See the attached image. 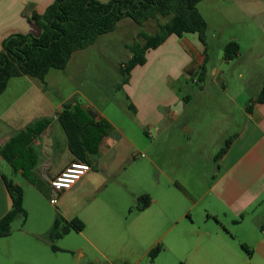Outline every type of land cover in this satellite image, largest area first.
Returning a JSON list of instances; mask_svg holds the SVG:
<instances>
[{
	"label": "crops",
	"instance_id": "1",
	"mask_svg": "<svg viewBox=\"0 0 264 264\" xmlns=\"http://www.w3.org/2000/svg\"><path fill=\"white\" fill-rule=\"evenodd\" d=\"M54 1L0 0V51L3 40L11 34L39 37L42 30L31 20V14H44ZM228 2L231 4L226 8L229 15L235 12L247 14L262 24L263 0ZM122 22L125 28L136 24L128 19L119 24ZM226 44L218 58L222 63L230 64L234 59H225ZM207 52L208 48L197 34H186L181 38L171 35L158 48L147 52L146 63L136 66L129 76V82L124 85L135 112L133 122L154 129L158 136L163 140L167 138V141L175 138L170 130L171 125L183 122L176 144L164 148H144L146 155L139 151L131 135L114 121L102 114L95 116L96 120L104 118L109 121L113 131L104 137L97 153L87 156L91 171L71 189L58 195L56 213L39 211L41 224L34 231L24 229L25 234H34L35 241L49 245L46 234L58 213L68 221L77 218L84 223L83 231H72L66 235L74 236L58 246L61 251L47 253L42 263L157 264L169 246L173 247V257L166 264H264V103H256L257 92L262 90L264 81L259 82L251 93L250 82H247L249 67H242L244 70L236 75L237 80H232V83L221 81L225 71L216 65H208ZM241 54L240 48L235 60L240 59ZM131 56L129 50V58ZM203 67L206 77L202 81L200 72ZM177 83L182 85L179 88L181 91L184 88L189 93L183 96V91L175 87ZM33 86L39 94L44 92L37 84ZM219 91L224 97H220ZM251 94L253 99H250ZM249 100L252 103L247 104ZM68 103L79 105L76 101ZM63 105L55 104L46 96L21 98L18 107L9 112L6 110L5 117L0 118V148L22 132H32L27 147L34 150L36 157L32 182L23 176L21 170L16 173L22 177L24 185L14 182L24 189V204L27 186L36 189L38 194H34V197L38 204L44 203L45 197L52 199L55 193L50 185L51 180L70 163L79 161L71 153L58 120ZM208 110H212V113L203 127L191 120L199 117L198 111L204 113ZM16 122L19 127L14 129L12 125L15 126ZM189 136L199 137L197 148H193L191 138L189 145L182 143V137ZM228 138L232 139L228 151L215 160ZM42 139L46 144L41 143ZM169 151L187 154V159L178 161V165L187 163L191 168L196 166L200 170L201 164L206 162L217 169L213 181L201 196L186 193L196 205L201 202L205 205L202 224L199 223L198 227L191 226L195 219L186 202L180 200L179 207H171L169 189L164 188L160 180L156 196L149 192L130 193L134 201L142 194L152 197L151 206L144 211L133 210L129 213L130 199L116 192V188L128 186L122 180H127L129 172L134 174V160L139 159L136 153L143 154L148 162L164 173V167L157 163L160 159L158 155ZM2 161L9 165L0 154V165ZM1 172L9 177L3 170ZM198 180L202 178L199 176ZM12 204L6 183L0 177V219L11 210ZM125 215L130 218L124 219ZM186 219L193 224L176 230L179 223ZM170 233H174V236L167 241ZM162 243L165 244L162 245V252L151 261L149 252ZM7 244V249L20 252V242ZM243 244L250 253L242 247ZM59 253H66L71 258L59 256Z\"/></svg>",
	"mask_w": 264,
	"mask_h": 264
},
{
	"label": "rangeland",
	"instance_id": "2",
	"mask_svg": "<svg viewBox=\"0 0 264 264\" xmlns=\"http://www.w3.org/2000/svg\"><path fill=\"white\" fill-rule=\"evenodd\" d=\"M99 1L108 2L109 0ZM229 5L231 4L228 0H204L198 4L199 11L209 23L207 32L208 65H216L223 68L225 75L221 81L227 83L237 80L236 75L241 70H244L242 67H249V75L247 73L249 80L247 82H250V92L252 93V90L257 87L259 82L264 81V14L262 16V24H260L256 18L247 14L235 12L234 15H229L226 12V8ZM167 20L168 18L164 17L149 20L142 28L136 24H133L130 28H125L123 22L118 24L113 32L100 36L92 45L75 52L65 69L50 70L46 76L45 83H41L39 79L27 76L11 79L7 90L0 97V118L2 119V116L5 117L6 110L9 112L14 107H18L21 98L46 96L51 98L55 104H66L76 101L81 107H86L87 111L94 117L100 114L107 116L129 133L137 148H140L139 151L146 155L144 148H164L176 144L177 134L183 122L178 121L174 123V126L171 125L170 130L175 134V138L167 141V138L163 140L161 136H158L157 131L154 129L144 128L132 121L135 112L130 108L131 102L124 89V85L129 80L125 83L124 76L120 71L121 66L129 60V46L135 43H145V40L140 36V31L143 30L148 34H154L159 29V24L165 23ZM231 40H236L240 44L241 57L240 59H234L230 64L222 63L218 55L223 53V45ZM33 82L43 88L44 92L42 94L36 92L37 88L33 86ZM175 85L177 89L182 87L180 83ZM180 89L179 91H181ZM182 91L183 96L189 93L188 89L183 88ZM233 91H230V93L232 94ZM260 92L261 90L259 89L257 95ZM219 93L220 97H224L221 91ZM250 96V99H253L252 94ZM250 102L252 103V100H249L247 104ZM210 113H212V110L204 113L198 111L199 117L191 120L195 121L194 123L199 125V127H203V124L209 121ZM15 116L17 117V115ZM12 127L16 129L19 124L16 122L15 126L12 125ZM192 127H194L193 124ZM189 138L193 141V148H197L200 143V139L197 136L182 137V143L186 146L189 145ZM41 143L46 144L43 139ZM158 157L160 159L157 160V163L160 167H164V173L148 162L145 156L139 157V159L134 160L135 164L132 167L134 174L129 172L128 174L130 175L129 177L127 175V180L124 178L122 180L128 186L116 188V192H120L130 199L131 206L127 207L130 213L131 208L136 205V200H132L130 193L149 192L156 196L157 184L160 180L161 185L169 189V200L172 208L179 207L180 200H182L183 203L186 202V207L192 209L191 213L194 216L195 223L191 226L196 227L201 223L204 216L205 205L203 202L196 205L194 200L190 199L187 194L191 193L197 197L201 196L213 181L214 176L217 174V169L212 168L211 163L206 162L202 163L203 168L201 164L200 170L196 166L194 167L195 169L191 168L187 163L178 165V161L181 162L183 159H187V154H179L174 151H169L163 155L159 154ZM0 169L14 182L20 185L23 183L22 177L5 161H2ZM199 176L202 178L201 181L198 180ZM34 194L36 196L38 194L36 189H31L27 186V199L24 204L25 209L28 211L27 221L24 222L22 218H17L12 224L11 236L0 238V264H44L42 262L46 259V254H52L51 244L35 241L32 232L29 234L24 233V229L30 228L31 231H34L33 229H36L41 224L42 220L38 213L39 211L56 213L55 205L51 204L49 199L45 197V202L38 204ZM127 218L130 217L125 215L124 219ZM179 224L176 229L178 231L182 226L193 223H191L190 219H186ZM70 236L64 237V240L56 241L55 245L57 247L60 246L66 240H70L72 238ZM172 236H174V233L168 234L166 240L169 241ZM15 242L21 243L20 252L15 249H7V243L12 244ZM162 245L164 246L165 244L162 243ZM172 249L173 247L168 246V251L164 253L163 259H160L157 264L169 263V260L173 257ZM59 254V256L71 258L66 253ZM17 255H19L18 262Z\"/></svg>",
	"mask_w": 264,
	"mask_h": 264
},
{
	"label": "trees",
	"instance_id": "3",
	"mask_svg": "<svg viewBox=\"0 0 264 264\" xmlns=\"http://www.w3.org/2000/svg\"><path fill=\"white\" fill-rule=\"evenodd\" d=\"M202 1L204 0H55L44 14H31V20L42 30L39 37L15 33L3 40L0 51V97L13 78L27 76L45 83L50 70L65 69L75 52L92 45L100 36L113 32L124 19H131L142 28L149 20L168 18L167 22L159 24L155 34L140 31V36L145 40L144 44L135 43L129 46L132 56L120 68L125 83L136 66L146 63L147 52L158 48L171 35L181 38L186 34H197L207 47L209 24L198 9V4ZM239 50L236 41L228 42L224 47L225 59H235ZM200 76L202 81L206 77L204 67ZM256 103H264V86ZM251 105L248 106L249 109ZM130 108L133 109V106L130 105ZM58 120L66 134L71 153L76 159L86 163L89 162L87 156L97 153L104 137L113 131L109 121L104 118L96 120L89 111L71 103L63 105ZM30 133L32 132H22L12 138L0 148V154L15 172L21 170L23 176L32 182L36 157L34 150L27 148L30 144ZM231 143L232 139L226 140L215 160L228 151ZM0 177L4 179L13 202L11 210L0 219V238H4L11 235L12 224L17 218L27 221L28 211L24 207V189L1 170ZM152 202L149 194H142L136 198V205L131 211H144ZM83 230L84 223L80 219L68 221L58 213L46 237L53 251H61L55 245L56 241L72 231ZM242 247L250 253L245 244ZM162 250V244L155 246L149 252L151 261Z\"/></svg>",
	"mask_w": 264,
	"mask_h": 264
},
{
	"label": "built area",
	"instance_id": "4",
	"mask_svg": "<svg viewBox=\"0 0 264 264\" xmlns=\"http://www.w3.org/2000/svg\"><path fill=\"white\" fill-rule=\"evenodd\" d=\"M136 157H144V155L136 153ZM90 171L91 166L86 162L76 161L70 163L58 176L51 180L50 185L55 196L50 199V203L56 205L58 203V195L71 189Z\"/></svg>",
	"mask_w": 264,
	"mask_h": 264
}]
</instances>
